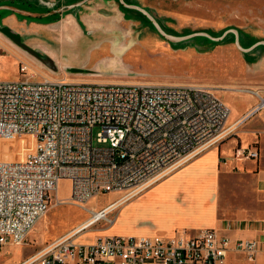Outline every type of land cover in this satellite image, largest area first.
I'll return each instance as SVG.
<instances>
[{"label": "built area", "instance_id": "obj_1", "mask_svg": "<svg viewBox=\"0 0 264 264\" xmlns=\"http://www.w3.org/2000/svg\"><path fill=\"white\" fill-rule=\"evenodd\" d=\"M18 68L23 77L0 80V140L22 134L31 140L21 158L0 157V256L4 246L23 243L60 179L69 181L78 205L98 192L125 191L88 210L90 226L224 136L230 109L204 83L74 80L37 77L27 62ZM257 96L237 125L264 109V95ZM95 126L96 140L107 144H94ZM244 150L258 156L256 148ZM86 227L59 235L20 264H226L230 248L215 227L78 240ZM257 243L237 239L234 248L254 259Z\"/></svg>", "mask_w": 264, "mask_h": 264}, {"label": "rangeland", "instance_id": "obj_2", "mask_svg": "<svg viewBox=\"0 0 264 264\" xmlns=\"http://www.w3.org/2000/svg\"><path fill=\"white\" fill-rule=\"evenodd\" d=\"M28 1L33 8L0 0V27L8 26L21 41L51 58L56 67H48L0 30V40L4 41L0 46V80L23 77L18 65L27 62L37 77L42 74L74 80L200 82L211 86L224 99L226 93L249 89L264 95V0ZM53 13L59 17L51 20L39 16ZM235 33L239 37L237 43ZM258 42L261 43L255 45ZM250 45L255 46L246 50ZM245 99L241 94L237 96L238 102ZM98 130V126L92 129L94 144H107L96 140ZM30 140L28 134L2 138L0 157L21 158L30 147ZM172 171L155 182L166 183ZM68 184L67 180L58 182L56 190L50 192L45 214L32 225L22 244L3 250L1 264L13 262L18 255H32L55 237L85 224L92 218L88 210L121 193L98 192L78 205L69 197ZM155 191L153 187L122 202L108 218L94 222L76 238L91 241L103 231L136 235L180 231L162 232L177 220L160 214L158 203L152 198ZM249 195L250 190L245 189L230 194L235 203L244 202ZM57 196L64 199L57 202ZM139 228L153 233L141 232Z\"/></svg>", "mask_w": 264, "mask_h": 264}, {"label": "crops", "instance_id": "obj_3", "mask_svg": "<svg viewBox=\"0 0 264 264\" xmlns=\"http://www.w3.org/2000/svg\"><path fill=\"white\" fill-rule=\"evenodd\" d=\"M236 36L235 40L238 41V34ZM1 43L4 44V41L0 40V46ZM255 45L247 46L246 50ZM252 90L226 93L224 95L227 100L221 97L230 109L225 126L234 125L245 111L257 103L258 99ZM240 94L246 97L243 102L237 101ZM237 126L231 127L232 130L222 136L216 144L206 147L173 169L167 175L166 183L156 181L145 189L154 187L156 191L152 198L157 201L160 214L177 220L176 224L162 232L170 233L177 229L195 233L200 228L215 227L220 234L230 238L226 264H264V109ZM254 145L259 155L246 156L244 149ZM145 189L135 195L138 197L150 190ZM244 189L246 192L250 190L251 193L244 202L235 203L231 200L232 192H241ZM119 191L121 193L108 199L105 204L125 192ZM135 195L133 196L136 197ZM138 230L153 233L147 231V228ZM104 233L116 232L103 231L101 234ZM237 239L258 240L254 259H249L245 253L234 248ZM8 246L15 248L14 245H6L2 252ZM30 255L23 258L18 255L16 260L6 264H20Z\"/></svg>", "mask_w": 264, "mask_h": 264}, {"label": "water", "instance_id": "obj_4", "mask_svg": "<svg viewBox=\"0 0 264 264\" xmlns=\"http://www.w3.org/2000/svg\"><path fill=\"white\" fill-rule=\"evenodd\" d=\"M3 2H9L8 0H3ZM0 30L5 33L8 37H10L13 41L16 43L20 44L24 48H26L30 53H32L35 57H37L39 60H41L44 64H46L48 67L54 69L55 63L54 61L49 58L47 55L39 52L38 50L30 47L23 41H21L19 34L14 33L8 26H1ZM237 37V36H236ZM237 42V41H236ZM69 69H72L73 71H80L82 69L76 68V67H69Z\"/></svg>", "mask_w": 264, "mask_h": 264}, {"label": "trees", "instance_id": "obj_5", "mask_svg": "<svg viewBox=\"0 0 264 264\" xmlns=\"http://www.w3.org/2000/svg\"><path fill=\"white\" fill-rule=\"evenodd\" d=\"M9 3H16V4H20L21 6H24V7H28V8H33V3L31 1H28V0H21V1H18V0H8ZM41 17H44V18H47V19H56L59 17V14H56V13H53L51 15H39Z\"/></svg>", "mask_w": 264, "mask_h": 264}, {"label": "bare ground", "instance_id": "obj_6", "mask_svg": "<svg viewBox=\"0 0 264 264\" xmlns=\"http://www.w3.org/2000/svg\"><path fill=\"white\" fill-rule=\"evenodd\" d=\"M235 34H236V33H235ZM263 43H264V42H263ZM250 91H251V90H250ZM255 91H256V90H255ZM257 95H261V94H259V92H257ZM241 117H242V116H241ZM241 117H240V118H241ZM240 118H239V119H240ZM239 119H238V120H239ZM238 120L234 123V125H237ZM234 125H232V126H226V128H225L224 131H223V133H224L223 135H226L227 131L230 130L231 127H234ZM160 179H161V177L158 178V180H160ZM90 218H91V217H90ZM38 220H39V219H37V220L35 221V223H36ZM92 221H94V220H93V219H90V220H88L87 222H85V224H83V225L80 224L81 226L77 225V226H75L74 228H72L71 230L76 229V228H80V227L85 226V225H87L86 228H88V227H90V226H88V224H89L90 222H92ZM35 223H34V224H35ZM86 228H85V229H86ZM71 230H69V231H71ZM83 230H84V229H83ZM83 230H81L80 232H82ZM69 231H68V232H69Z\"/></svg>", "mask_w": 264, "mask_h": 264}, {"label": "flooded vegetation", "instance_id": "obj_7", "mask_svg": "<svg viewBox=\"0 0 264 264\" xmlns=\"http://www.w3.org/2000/svg\"><path fill=\"white\" fill-rule=\"evenodd\" d=\"M142 11H144V12H146L147 13V11L146 10H142ZM154 23H155V25L157 26V27H159V25L154 21ZM160 28V27H159Z\"/></svg>", "mask_w": 264, "mask_h": 264}]
</instances>
